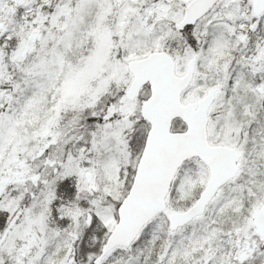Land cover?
Wrapping results in <instances>:
<instances>
[{"label": "snow or ice", "instance_id": "1", "mask_svg": "<svg viewBox=\"0 0 264 264\" xmlns=\"http://www.w3.org/2000/svg\"><path fill=\"white\" fill-rule=\"evenodd\" d=\"M0 264H264V0H0Z\"/></svg>", "mask_w": 264, "mask_h": 264}]
</instances>
